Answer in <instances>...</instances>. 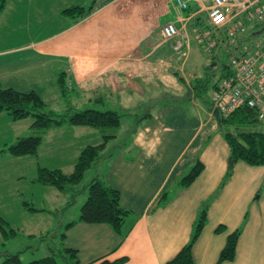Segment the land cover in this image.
Here are the masks:
<instances>
[{"label":"crops","instance_id":"obj_1","mask_svg":"<svg viewBox=\"0 0 264 264\" xmlns=\"http://www.w3.org/2000/svg\"><path fill=\"white\" fill-rule=\"evenodd\" d=\"M186 1L188 9L179 16L171 0H6L0 13V85L33 91L46 106L63 102L62 111L67 103L58 87L60 75L68 92L87 104L109 96L119 107L143 105L133 97L154 98L159 92L185 97L197 79L194 68L185 66L195 52V33L207 26L210 5V0ZM70 6L92 9L72 22L61 14ZM168 23L178 35L166 40L161 28ZM221 46L213 52L216 58ZM161 101L151 107L150 118L136 114L129 141L99 163L97 174L120 192V205L131 212L123 237L107 225L76 223L65 231L64 243L78 250L81 264L103 256L125 257L122 264H166L189 241L203 202L218 191L192 248L194 264H217L235 230L240 235L234 259L221 264H264V167L233 162L232 174L218 190L230 152L217 122L209 112L199 116L203 110L196 103ZM63 128L72 136L84 130L62 125L44 136ZM197 161L204 167L200 175L188 187L179 186ZM66 213L60 214L61 225L78 218V209L65 220ZM218 227L224 230L216 232Z\"/></svg>","mask_w":264,"mask_h":264},{"label":"trees","instance_id":"obj_2","mask_svg":"<svg viewBox=\"0 0 264 264\" xmlns=\"http://www.w3.org/2000/svg\"><path fill=\"white\" fill-rule=\"evenodd\" d=\"M6 0H0V13L5 8ZM91 6H70L61 11V14L67 18H70L72 22H78L86 18L90 12ZM205 24V23H203ZM254 25V29H250V32L257 30L256 27L261 26V22H257ZM201 28V32H209V42L213 44L211 49H207V42H200L203 49L210 53L212 56L209 60V68L214 69L217 63V58L213 56V52L218 45L222 44L223 50L231 52L229 58L236 56L242 52L244 46L253 48L250 44L251 34L238 35L235 38L229 37L226 31V27L213 30L208 25ZM212 63H215L213 65ZM63 74V73H61ZM232 77V71L229 65V60L226 65H223L222 70L219 73L217 80L211 84L209 99H204L201 95L202 92L208 89L207 81L203 82L202 79H194V82H190V88L192 90V99L190 102L203 105L206 112L211 113L213 110V94L219 89L220 83L223 79H229ZM181 80V79H180ZM58 87L62 97L65 99L68 92L66 81L60 75L57 79ZM100 99H96L95 102H100ZM187 102V101H186ZM174 104H180L173 102ZM184 104V102L182 103ZM192 104V103H190ZM46 104L40 99V97L33 91L20 92L13 88H2L0 85V113H5L11 118V120L18 121L31 116L33 121L30 127L33 130L39 131L38 133L45 134L48 130L61 127L62 125L79 126V127H91L100 129L102 132V141L95 145H87L82 148L77 156V159L73 165V169L70 173H63L60 169H49L40 167L37 172V176L34 179L35 182L41 185L53 187L60 194L67 196L64 205L58 211H50L55 218L59 216L64 209L69 208L78 193L75 188L83 179L84 174L92 167L99 164L103 159H108L112 156L110 151L111 142L116 138L115 134H106V131H114L120 126V115L114 110L98 111L94 109L75 110L70 104H67L66 109L62 114H57L52 110H46L43 112ZM151 107L145 109L140 118L143 120L151 117ZM257 112L248 107L242 106L231 112L227 117H219L221 130L223 125L234 126L235 132L224 131L222 136L224 141L228 144L230 156L229 159L233 162L242 161L250 166H262L264 167V132L259 131H244L239 130V126L252 123H264V120H259ZM42 136H33L27 138H19L5 151L11 156H24V155H36L38 147L41 143ZM203 164L200 161L190 168L188 173L184 175L178 185L181 187H188L203 170ZM232 174V167H229L228 172L224 176L218 190L222 188L224 183ZM83 195H86L85 200L78 208V218L76 221H71L61 225L59 218L56 221L54 227L40 236L42 239H46L48 242L57 241V237L60 241V247H49L47 255L27 264H81L78 256V250L72 247H68L64 243L65 231L76 223H82L87 225H107L110 229L120 237L121 229L124 222L131 214L129 210L124 209L120 205V192L117 189L112 188L107 184L102 175L95 174L91 179L83 185ZM218 192V191H217ZM215 192L209 199L203 202L198 212L196 221L193 226V230L189 241L178 251V253L171 258L166 264H194L192 257V248L197 238L199 237L202 229L206 223V213L211 200L217 194ZM69 195V197H68ZM167 192L162 194L159 203L162 205L166 202ZM23 210L28 212L42 211L32 206L30 202H21ZM5 226H9L0 218V231L4 236H13L16 234V230L10 228L5 229ZM7 228V227H6ZM223 227H218L216 232L223 231ZM61 232V234H60ZM60 234V236H58ZM240 235L239 230H235L227 235L226 242L221 249L217 264L222 262L232 261L235 256L236 245L238 237ZM123 237V236H122ZM49 239V240H48ZM48 244V243H47ZM21 252H9L5 249L0 252V264H23L20 258ZM125 262V257L110 260L106 256L100 257L88 264H122Z\"/></svg>","mask_w":264,"mask_h":264},{"label":"rangeland","instance_id":"obj_3","mask_svg":"<svg viewBox=\"0 0 264 264\" xmlns=\"http://www.w3.org/2000/svg\"><path fill=\"white\" fill-rule=\"evenodd\" d=\"M201 18L204 22L205 18ZM246 27V34L249 35L250 29L254 27V25L251 23L250 25H246ZM256 28L261 30L263 27L261 25ZM196 41L197 40L194 38L193 44L195 46V52L191 53L185 69L188 71L189 67L194 68L193 72H195L196 78L202 79L203 82L207 81L208 89L201 93L202 97L207 100L211 94V84L217 80L223 65L228 63L231 52L217 49L218 61L214 69L211 70L209 68V56L212 55L203 49L199 41ZM195 42L198 44H195ZM3 82L4 84L7 83L6 81ZM166 94L171 95L170 93L159 92V95L154 98H151V96L133 97V99L145 102V104L141 105V103L137 105L132 102L124 106L126 109L122 106H117V101L109 96L102 97L100 102L92 101L87 104L88 101H84L82 98L75 97L67 92L64 101L70 105L72 103L77 111L84 109H94L98 111L114 110L120 115V126L114 131H106V134L111 133L116 136L113 142H111L112 146L110 147V151L113 152L118 151L121 144L127 140L129 141V139H127L128 133L132 131V127L135 124L133 118L136 114L138 116L143 114L151 99L158 100ZM148 100L149 102L146 103ZM196 101H200L198 105L203 110V112L199 113V116L205 115L206 109L203 106L205 104L202 100ZM161 102L166 101L162 100ZM190 103L193 102L187 101L184 102V105L190 107ZM62 105L63 102L54 101L50 106H44L42 111L45 112L51 109L55 110L57 114H62L64 112L62 111ZM32 121L33 118L31 116L14 121L5 113H0V218H2L10 228L16 230L15 235L7 237L0 231V252L3 251V249L9 252H21L20 258L23 264H27L47 255L48 246L57 247V245L60 244L58 237L57 241H52L50 243L46 239L40 238V236L45 230L51 229L54 227L55 223H57L56 221L59 216L55 218L53 214L49 212L52 211L51 208L53 205L57 206L62 200L64 201L65 196L57 192L53 187L35 182L34 179L37 176L38 169L40 167L49 169L61 167L63 173H70L73 169L71 164L74 165L80 150L87 145H95L102 141V132L97 128L80 127V129L84 130H79L81 131L79 135L78 130H76V135L74 136L70 135L63 128L61 133H51L48 136H44L45 134H39V131L33 130L30 127ZM223 130L235 132V127L223 125ZM239 130L264 132V123L257 122L249 125L246 124L244 126H239ZM33 136H42L36 155L15 157L3 151L17 141V139ZM97 173H100V164L99 166H92L84 174L82 181L75 187L78 193L76 194L73 204L69 208L63 210L67 212L63 215L65 220L84 202L86 195L82 193L84 188L83 185ZM23 201L30 202L33 207L43 210L34 212L25 211L21 207V202ZM9 226H5V229L10 230ZM60 234L58 236H60ZM58 248H61L60 245H58ZM1 260L2 258H0V261Z\"/></svg>","mask_w":264,"mask_h":264},{"label":"built area","instance_id":"obj_4","mask_svg":"<svg viewBox=\"0 0 264 264\" xmlns=\"http://www.w3.org/2000/svg\"><path fill=\"white\" fill-rule=\"evenodd\" d=\"M178 15L187 8L186 0H171ZM208 25L217 30L226 27L229 37L247 32L246 25L264 21V0H210ZM165 39L177 34L175 26L166 24L161 29ZM209 32H198L200 42H209ZM253 48L244 46L241 53L229 58L232 77L223 79L213 94V107L220 117H227L239 107L255 110L259 120H264V29L250 37Z\"/></svg>","mask_w":264,"mask_h":264},{"label":"water","instance_id":"obj_5","mask_svg":"<svg viewBox=\"0 0 264 264\" xmlns=\"http://www.w3.org/2000/svg\"><path fill=\"white\" fill-rule=\"evenodd\" d=\"M191 99H192V91H191V89H187L186 96L184 98L172 97L171 95L166 94L161 99H158V100L151 99L148 107H152L154 103L159 102L161 100H166L167 103H172V102L183 103V102L189 101ZM213 117L216 120V122L218 123V125H220L219 115H218L217 109L213 110ZM232 164H233V161L232 160L229 161V167H231Z\"/></svg>","mask_w":264,"mask_h":264}]
</instances>
